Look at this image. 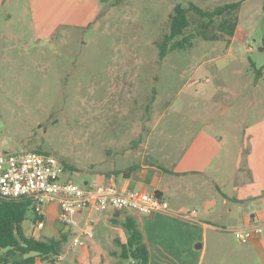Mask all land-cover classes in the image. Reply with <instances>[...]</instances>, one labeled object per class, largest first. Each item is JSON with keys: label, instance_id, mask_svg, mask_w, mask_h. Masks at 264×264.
Here are the masks:
<instances>
[{"label": "rangeland", "instance_id": "obj_1", "mask_svg": "<svg viewBox=\"0 0 264 264\" xmlns=\"http://www.w3.org/2000/svg\"><path fill=\"white\" fill-rule=\"evenodd\" d=\"M87 1L77 0L72 24L62 23L46 39L41 8L30 0L1 2L3 149L53 155L76 170L65 169L64 181L88 187L113 166L131 169L146 157L178 159L181 145L201 131L223 152H233L236 142L243 147L246 129L264 120V0ZM236 2L242 6L231 41L197 37L192 47L160 59L158 45L170 34L176 6L212 11ZM195 21L187 33L196 31ZM178 199L199 209L183 193ZM34 219L29 211L23 224L28 236L36 230ZM76 237L86 244L80 233L71 234L62 260L48 263L82 264L76 262L82 256L81 246H73ZM231 242L242 247L236 237ZM217 264L258 261L221 252Z\"/></svg>", "mask_w": 264, "mask_h": 264}, {"label": "crops", "instance_id": "obj_2", "mask_svg": "<svg viewBox=\"0 0 264 264\" xmlns=\"http://www.w3.org/2000/svg\"><path fill=\"white\" fill-rule=\"evenodd\" d=\"M76 1L30 0L37 10L41 8V37H52L62 23L72 24ZM250 130L244 132L243 147L236 142L233 152H223L216 139L201 131L181 145L178 159L146 157L131 174L115 175L113 172L128 168L113 166L94 175L92 182H86L87 186L112 183L123 190L160 192L168 205L166 211L146 216L129 211L99 212L90 206L77 215L75 226L65 227L59 222V205L53 203L46 206L45 226L35 236L58 238L67 234L69 238L88 230L93 237H85L82 256L76 262L123 264L121 246L128 242L124 224L131 219L143 233L150 264H217L221 252L228 258L238 255L246 263L254 258L258 264H264V120L255 122ZM179 193L195 200L199 209L179 202ZM192 210H197L196 218H190ZM253 227L261 228L263 234L237 249L231 242L235 232ZM48 262L37 258L35 264Z\"/></svg>", "mask_w": 264, "mask_h": 264}, {"label": "built area", "instance_id": "obj_3", "mask_svg": "<svg viewBox=\"0 0 264 264\" xmlns=\"http://www.w3.org/2000/svg\"><path fill=\"white\" fill-rule=\"evenodd\" d=\"M65 172L62 162L53 155L37 151L11 153L0 146V198L26 199L32 203L37 216L34 235L44 228L45 208L53 203L59 205V222L65 227L75 226L77 215L90 206L99 212L129 211L146 216L168 209L167 203L156 192L123 190L112 183L81 187L64 181ZM197 216V210L190 212V218ZM262 234L261 228L253 227L247 231H236L235 237L242 244H247ZM80 235L93 237L88 230H82ZM73 245H83L81 238L76 237Z\"/></svg>", "mask_w": 264, "mask_h": 264}, {"label": "trees", "instance_id": "obj_4", "mask_svg": "<svg viewBox=\"0 0 264 264\" xmlns=\"http://www.w3.org/2000/svg\"><path fill=\"white\" fill-rule=\"evenodd\" d=\"M241 6L242 2H236L219 6L212 11H206L195 4L186 7L181 4L176 6L171 16L170 34L165 35L158 45L160 59H164L170 51L192 47L197 37L218 40L226 36L227 40L231 41L238 26L236 13ZM190 14L195 15L198 26L195 32L187 33L186 30L196 22V19L190 18ZM65 169L76 171L67 164ZM135 170L136 167H133L126 171H115L113 174L125 176ZM165 172L170 173L168 170ZM156 194L161 197L160 192ZM29 211L34 213L29 200L0 198V264H35L37 258L54 263L61 256L68 235L61 234L58 238L48 239L28 236L23 224ZM36 221L35 215L34 224ZM124 227L128 232V242L121 246L120 258L123 264H150V252L136 222L128 219ZM19 257L24 259L19 261Z\"/></svg>", "mask_w": 264, "mask_h": 264}]
</instances>
